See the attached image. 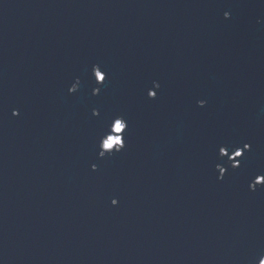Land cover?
<instances>
[{"label": "water", "instance_id": "obj_1", "mask_svg": "<svg viewBox=\"0 0 264 264\" xmlns=\"http://www.w3.org/2000/svg\"><path fill=\"white\" fill-rule=\"evenodd\" d=\"M262 260L264 0H0V264Z\"/></svg>", "mask_w": 264, "mask_h": 264}, {"label": "rangeland", "instance_id": "obj_2", "mask_svg": "<svg viewBox=\"0 0 264 264\" xmlns=\"http://www.w3.org/2000/svg\"><path fill=\"white\" fill-rule=\"evenodd\" d=\"M120 133H121V131H117L116 125H115V135H112L108 140H106L105 148L120 147L122 144ZM259 181H261V180H259Z\"/></svg>", "mask_w": 264, "mask_h": 264}, {"label": "snow or ice", "instance_id": "obj_3", "mask_svg": "<svg viewBox=\"0 0 264 264\" xmlns=\"http://www.w3.org/2000/svg\"><path fill=\"white\" fill-rule=\"evenodd\" d=\"M98 75H99V74H98ZM106 79H107V76H100V80H101V83H102V84H104V83L106 82ZM98 115H99V112L97 113V116H98ZM123 127H124V126L121 125V123H120L119 121H116V130H117V131H121V130L123 129ZM250 147H251V146H250L249 144H247V143L243 145V148L250 149ZM243 154H244L243 151L238 152V153L236 154V157H242ZM239 166H241V165H240V161H239V163L236 164L235 168H236V167H239Z\"/></svg>", "mask_w": 264, "mask_h": 264}, {"label": "bare ground", "instance_id": "obj_4", "mask_svg": "<svg viewBox=\"0 0 264 264\" xmlns=\"http://www.w3.org/2000/svg\"><path fill=\"white\" fill-rule=\"evenodd\" d=\"M224 153H226V151H223V152H222V154H224ZM235 156H236V154H235ZM235 156H234V157H235Z\"/></svg>", "mask_w": 264, "mask_h": 264}, {"label": "clouds", "instance_id": "obj_5", "mask_svg": "<svg viewBox=\"0 0 264 264\" xmlns=\"http://www.w3.org/2000/svg\"><path fill=\"white\" fill-rule=\"evenodd\" d=\"M261 264H264V260L261 261Z\"/></svg>", "mask_w": 264, "mask_h": 264}, {"label": "flooded vegetation", "instance_id": "obj_6", "mask_svg": "<svg viewBox=\"0 0 264 264\" xmlns=\"http://www.w3.org/2000/svg\"><path fill=\"white\" fill-rule=\"evenodd\" d=\"M101 76V75H100ZM121 123V122H120ZM121 125H123L122 123H121ZM124 128V127H123ZM123 130V129H122ZM122 130H121V132H122ZM234 165V164H233Z\"/></svg>", "mask_w": 264, "mask_h": 264}]
</instances>
